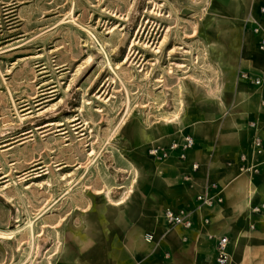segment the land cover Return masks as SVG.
Segmentation results:
<instances>
[{
    "label": "rangeland",
    "instance_id": "rangeland-1",
    "mask_svg": "<svg viewBox=\"0 0 264 264\" xmlns=\"http://www.w3.org/2000/svg\"><path fill=\"white\" fill-rule=\"evenodd\" d=\"M256 3L0 0V264L83 258L151 144L221 114Z\"/></svg>",
    "mask_w": 264,
    "mask_h": 264
},
{
    "label": "crops",
    "instance_id": "crops-1",
    "mask_svg": "<svg viewBox=\"0 0 264 264\" xmlns=\"http://www.w3.org/2000/svg\"><path fill=\"white\" fill-rule=\"evenodd\" d=\"M256 1L246 15L251 13L264 25ZM256 41L248 33L241 41L239 69L264 78V51ZM224 100L217 118L189 130L194 145L185 159L158 160L148 155L154 172L133 192L131 202L114 205L106 220L86 226L92 246L77 263L62 260L61 264H217L215 245L220 236L228 239L226 264H264V153L255 158L257 173L238 169L239 155L249 154L253 134L264 141V84L237 79L234 92ZM193 162L199 169H192ZM206 183H214L209 191L218 192L221 201L198 209L190 228H169L164 208H193ZM147 233L153 234L152 240L144 238Z\"/></svg>",
    "mask_w": 264,
    "mask_h": 264
},
{
    "label": "built area",
    "instance_id": "built-area-1",
    "mask_svg": "<svg viewBox=\"0 0 264 264\" xmlns=\"http://www.w3.org/2000/svg\"><path fill=\"white\" fill-rule=\"evenodd\" d=\"M258 12L264 15V7L258 8ZM243 29L248 34L254 35L257 38V48L264 51V25L251 13H248L243 20ZM237 78L244 82H248L254 86H261L264 84V78L252 75L250 72L239 69L237 71ZM264 105V100L261 102ZM251 128H255V123H250ZM194 145V139L191 135H184L180 140H171L166 146L152 145L148 148L147 153L153 159H166L174 156L178 160H183L186 153ZM264 153V141L257 133H254L249 145V154L241 153L239 155V172L247 173L249 175L255 174L258 171L259 163L255 158ZM230 164V163H229ZM192 169H199L200 165L197 162L192 163ZM215 186L214 183H206L204 190L195 197L196 205L193 208H178L165 207L163 210L164 220L169 228L181 226L183 228H190L193 224L194 213L202 208H210L215 203L221 201L218 192L211 194L209 187ZM257 209V208H255ZM204 222H208L207 218H203ZM144 238L148 241L152 240L153 234L147 233ZM228 239L226 236H220L216 239L215 252L217 264H226L229 259L227 251Z\"/></svg>",
    "mask_w": 264,
    "mask_h": 264
}]
</instances>
